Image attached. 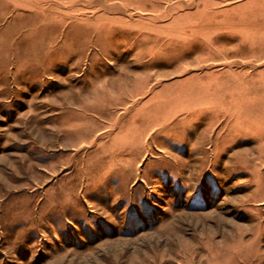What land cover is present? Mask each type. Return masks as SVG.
<instances>
[{
  "label": "rangeland",
  "instance_id": "rangeland-1",
  "mask_svg": "<svg viewBox=\"0 0 264 264\" xmlns=\"http://www.w3.org/2000/svg\"><path fill=\"white\" fill-rule=\"evenodd\" d=\"M0 264H264V0H0Z\"/></svg>",
  "mask_w": 264,
  "mask_h": 264
}]
</instances>
